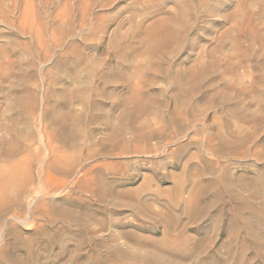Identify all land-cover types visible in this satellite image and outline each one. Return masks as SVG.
Masks as SVG:
<instances>
[{
	"label": "rangeland",
	"instance_id": "obj_1",
	"mask_svg": "<svg viewBox=\"0 0 264 264\" xmlns=\"http://www.w3.org/2000/svg\"><path fill=\"white\" fill-rule=\"evenodd\" d=\"M178 1L0 0V165L12 186L0 205V264L13 259L14 241L20 264H75L76 249L262 264L243 230L244 221L264 243V223L248 207L264 212V82L235 48L243 0ZM244 1L264 13V0ZM180 21L190 24L183 37L173 29ZM98 176L109 190L102 199ZM200 185L204 214L195 219L190 198ZM53 215L63 229L86 228L59 239L72 256L58 262V247H47ZM164 230L167 251L151 243Z\"/></svg>",
	"mask_w": 264,
	"mask_h": 264
},
{
	"label": "bare ground",
	"instance_id": "obj_2",
	"mask_svg": "<svg viewBox=\"0 0 264 264\" xmlns=\"http://www.w3.org/2000/svg\"><path fill=\"white\" fill-rule=\"evenodd\" d=\"M150 1L153 4L160 5V6H165L166 3H167V0H150ZM100 2H103V4L105 6L110 5L109 4L110 0H91V4H92L91 6H97V5L100 4ZM174 3L177 6L179 1L178 0H174ZM200 3H202V2H200ZM180 5L178 7H180ZM183 5H182V11L179 12L182 18H183L182 14L184 13V10H185L183 8L184 7ZM192 7H193V4H189V6H187L188 9H192ZM236 8H240V9L242 8L243 9V16L241 18L239 17V18H233V20L231 19L232 21H236V25L235 26H237V28H238V30H237L238 31V36H237V38L235 40V48L237 49V51H240V50H242V47H243V69H246L248 71L247 73H249V76L252 77L255 80V82L260 83V85H261L264 82V60H261L260 58L257 57L258 56L257 52L259 50L256 52L255 49H256L257 45L259 47H261V51H262V48H264V13H263V11L262 12H257V10H255L252 6H249L248 4H246L244 0H243V2L240 3V5L238 7L236 6ZM258 10H260V9H258ZM236 11H235V13H237ZM163 12H164V15L166 14L168 16H175L174 14H172L171 10H168L167 8H165L163 10ZM178 15L179 14H177L175 16L177 19L180 17ZM225 17L229 18L230 14H229V16H225ZM180 19L181 18H179V20ZM174 24H173V29L177 30L178 32H180L182 37L190 29L189 28L190 24L186 23L185 21H183V22L180 21L178 25H177V23H174ZM154 26H155V24L152 23V25L149 26V27H151L153 29ZM153 31H154V29H153ZM156 34H157V32H156ZM225 36H227V35H224L223 37H225ZM170 37H171V35H170ZM242 37H243V39H242ZM171 38H173V37H171ZM224 40L226 41V38ZM242 40H243V43H242ZM168 41L169 40L167 38L166 39L163 38V39L159 40L158 42H159L160 46L162 47V46L165 45V43L167 44ZM261 53H263V51ZM261 53L259 52V54H261ZM249 62L251 64H253L252 70L247 68L248 64L250 65ZM257 85H259V84H257ZM10 153H13V152H10ZM67 162H69V161H67ZM16 165H18V164L16 163ZM5 167L0 165V205L5 203V201L7 199V194L10 193V190H11V187H12L11 183H10V179L5 177V174H6L5 173ZM14 168H15V165H14ZM6 172H8V171H6ZM8 174H10V173L8 172ZM95 180H96V185H97L96 192L100 191V193H102V195H101L98 192L99 193V198L102 199L103 198V194L105 193V191H109L108 188L105 189L106 186H107V183H105V180H104V178L102 176H98ZM202 185L197 186L193 190V194H192V196L190 198L191 208L189 210V213L195 219L201 217L204 214V211H202V209H200V207H199V205H200L199 203H200L202 198L207 193V188H206L207 186L205 187V186H202ZM182 188L183 187L180 184H176V185L173 186V189H174V192H175V197H174L175 201L174 202L179 201L181 199ZM119 194L120 195H125L126 192L120 191ZM248 207L250 208L252 219L253 220L261 219L260 221L262 223H264V218L261 217V215H263V217H264V212L259 213L257 210H255V208H253L251 206H248ZM168 215H169V218L175 217L173 210H168ZM90 217H93V216L91 215ZM98 221L102 222V220H98ZM59 222L63 223V220L61 218H58L57 215H53V216L50 217L49 224H51L53 232H52L51 236L48 237V239L46 237V239L48 240L47 247L49 249L55 250V248L58 247L57 252L56 253L53 252L54 253L53 254V259L55 261H57V262L62 260V259H64V258H68V257L72 256L70 253H68V246H66L63 243H60L59 239L62 238L63 236H69V237H72V238H81V236L85 235V231H86V228H84V227H79L75 231L68 230V229H63L59 225H57V224H59ZM236 230H237V227H236ZM243 230H244V235L246 237L245 240L247 239L250 242L254 243L255 248H256L253 251V253L251 254V260L255 261V262H259L260 261L262 264H264V243L260 240V239H262V236H261L262 234L260 235V234L256 233L254 228H252L251 225H249L248 223H245L244 221H243ZM162 232L164 233L163 239L162 240H152L151 239V243L153 245H155L156 248H159L162 251H167L168 248L167 247H163L162 243L164 242L166 235H168L169 230H164ZM233 232H234V230H233ZM235 235L236 234L234 233L233 236H235ZM258 235H260L261 238H259L260 236L258 237ZM132 239H133V241L137 242L138 244L146 243V241L150 242L148 239H146L143 236H136V235L134 236L133 235ZM188 239H190V238L188 237ZM17 242H19V241H17ZM22 245H24L25 247L22 246ZM22 245H21L22 246L21 249L26 248L28 250V256L27 257L30 259V255L33 253V250L28 246L27 243H24ZM100 245H101V242H100ZM177 247H178L177 244L170 245L171 252L173 251V248H177ZM238 247H239V245H238ZM19 249H20V242H19V245L18 244L15 245V241H14L12 243V245L10 246V252L11 253L14 254V252L16 251L15 255L12 256L13 259H11L10 257L3 258L1 260V264H20V258L17 255V251H19ZM231 250H233V248ZM188 254H190L188 252V250H185L184 252H182L183 256L182 255L181 256L186 258V257L189 256ZM243 254H244V252H243ZM74 255L75 256H73V257L76 260L75 264H85V262H89V261H92L94 264H132V263L133 264H183L182 262H180L179 259H178L179 261H176L174 263L173 262L170 263L164 258H158L157 257L155 260L154 259L153 260H148L147 258H144L145 256L143 258H140V260L138 259L139 261H134V260L130 261L129 259L123 258L119 254V250L118 249H116L115 251L109 252V253L107 252L106 254H100L99 253V249H95L93 255H89V256L88 255H83V253L81 252L80 249H76ZM176 255H178V254H176ZM230 255H232V254H230ZM235 255L236 254H234V256ZM208 257L209 256L204 257V259L201 260L198 264H227V260L228 259L227 258H223V257H221L219 255L214 256V259L211 258V260ZM206 258H208L209 260L206 259ZM238 258H239V256H238ZM241 260H242V258H241ZM28 261L31 262V260H28ZM239 262H241V261L238 260V261H236L235 264H239Z\"/></svg>",
	"mask_w": 264,
	"mask_h": 264
}]
</instances>
